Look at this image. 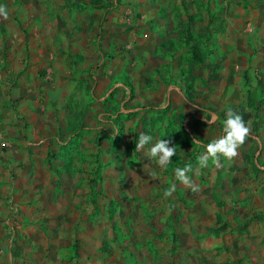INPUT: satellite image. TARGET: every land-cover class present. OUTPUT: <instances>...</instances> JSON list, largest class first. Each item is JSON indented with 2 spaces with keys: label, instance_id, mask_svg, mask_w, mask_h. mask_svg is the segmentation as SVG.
<instances>
[{
  "label": "rangeland",
  "instance_id": "374dc122",
  "mask_svg": "<svg viewBox=\"0 0 264 264\" xmlns=\"http://www.w3.org/2000/svg\"><path fill=\"white\" fill-rule=\"evenodd\" d=\"M0 5L1 119L11 116L1 101L18 100L10 52L14 69L21 50L68 56L55 81L37 56L38 81L18 97L32 117L15 119L34 132L11 140L22 156L0 136V264H264V0ZM106 9L119 10L124 31ZM82 33L85 44L63 47ZM229 111L249 138L232 162L200 168ZM141 133L152 142L136 151ZM163 139L177 147L167 168L147 155ZM186 165L198 191L175 178Z\"/></svg>",
  "mask_w": 264,
  "mask_h": 264
},
{
  "label": "crops",
  "instance_id": "0c3cea01",
  "mask_svg": "<svg viewBox=\"0 0 264 264\" xmlns=\"http://www.w3.org/2000/svg\"><path fill=\"white\" fill-rule=\"evenodd\" d=\"M109 10L110 9H108V10L106 9L105 13L107 14L106 15L107 19H109V23L111 25L110 28H112L113 30L116 29L117 31H124V28H127V24H128L127 20L126 19L123 20L122 16H118L116 14V12L119 11V10H114V11L113 10L109 11ZM71 30H73V29L71 28ZM73 32H74V30H73ZM125 32H127V31L125 30ZM86 35H87V33L79 34L78 35V38H79L78 40H77V38H73V37H76V35L72 36L71 38L67 37L66 42H63V47L64 48L67 47L68 50L70 48H71L70 50L77 49V47L75 46L76 44H81L82 41H83L82 44H85V40H81L80 38H84L85 39ZM16 37H17L18 40H20L19 42H22V44H24L25 39H24L23 36L17 34ZM15 50H16V48H15ZM10 53H11V55H8L6 57V61L8 62L7 67L9 68V65H10V68H12L11 70L13 71L14 76L15 77L17 76V79L11 81V84H12V82H16V83H13V86L11 88V90H12L11 99L12 100L13 99H18V100L15 101V102L12 101L13 105H11V103H10V101L8 99L6 101H4V102H3V100L1 101V104H8V108H7L8 110L7 111H9V114L11 113V116L9 115V117H5V120L3 118L2 119L0 118V123H1L0 124V126H1V128H0V136L2 135V138L4 137V138H7L8 140H10L8 148H9V152H10L9 155L12 156V153H15V152H20L21 153V147L19 145H14V143H12L11 140H13V138H15V140L20 141L19 139H21L23 136H24L23 137L24 139L25 138L30 139L34 135V132H30L25 137V134L23 133L22 128H21L22 121H18L17 119H15V117L17 115L19 117L23 116L24 121H26L28 123L31 120V117H32L31 113L24 106V104L21 103V102H23V99L20 100L18 97L20 96L21 92L26 91V88L28 87L27 86L28 82L32 83V85L30 86V88L32 89L33 85L35 83H37V81H38L36 79V73H37V71H39V68H41V67H40V63L38 62L39 59H38L37 56H41V57H39V58H41V66H43V67L47 66L44 69V73L52 81H55V77L57 75L60 76V74L62 72H64L65 70L66 71L68 70L67 69L68 67H66V59H65V57H68V56L65 53L62 52L60 55H59V53L58 54L56 53L55 56L52 57L53 54H54V51H53V54H51V57L47 58V56H46L47 51H41L40 53H38L37 56L34 55V53L30 52L28 55L31 56V57L29 58L28 55L26 54V51L24 52V50H21V52L19 53V56L16 55V57L21 59L24 64L22 66H19V67L17 66L14 69V61H12L13 60V56L12 55L14 54V52L12 51ZM76 53H79V49L76 51ZM48 55L50 56V52H48ZM31 58H33V60L30 62L29 59H31ZM26 60H27V62H26ZM82 61H83L82 64L88 65L89 62L91 61V60L89 61V55H88L87 58L85 56H83V60ZM37 64H38V66L36 67ZM18 72H19V74L17 75ZM3 75L5 76V74H3ZM3 75H0V80L3 77ZM4 80L5 79H3V81ZM8 82H10V81L9 80H5V82L2 83V86H3L2 87V91L6 90V88L8 90L10 89V88H8V84H10ZM29 92H31V91L29 90ZM1 113H4V111H1ZM34 138L35 137H33V139ZM0 139H1V137H0ZM21 156H22V153H21ZM73 264H75V263H73Z\"/></svg>",
  "mask_w": 264,
  "mask_h": 264
},
{
  "label": "clouds",
  "instance_id": "9594fccd",
  "mask_svg": "<svg viewBox=\"0 0 264 264\" xmlns=\"http://www.w3.org/2000/svg\"><path fill=\"white\" fill-rule=\"evenodd\" d=\"M9 12L7 8L0 5V18L7 20ZM215 119V118H213ZM207 124L211 121L206 120ZM250 135V128L244 122L243 117L237 113L229 111L226 113V119L223 124V135L212 140L204 146L205 151L198 156V165L200 168L207 167L209 160L216 167L221 166V158L228 162H232L239 155V149L246 143ZM152 142L150 135L140 134L135 150L141 151L145 145ZM194 144H200V139H194ZM171 140H157L147 150V155L150 159L155 160L160 168H167L171 163L172 158L176 155V146H170ZM191 165H186L183 168L177 167L174 170L175 178L192 191H198V187L194 184L188 173L192 172ZM175 191L173 185L170 191L165 192L166 197H170Z\"/></svg>",
  "mask_w": 264,
  "mask_h": 264
},
{
  "label": "trees",
  "instance_id": "16d2710c",
  "mask_svg": "<svg viewBox=\"0 0 264 264\" xmlns=\"http://www.w3.org/2000/svg\"><path fill=\"white\" fill-rule=\"evenodd\" d=\"M248 100H249V98L247 99V101H248ZM247 105H248V106H251L250 103H249V101L247 102Z\"/></svg>",
  "mask_w": 264,
  "mask_h": 264
}]
</instances>
